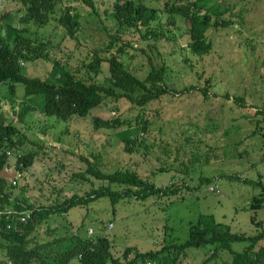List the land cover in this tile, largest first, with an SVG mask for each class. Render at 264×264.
Here are the masks:
<instances>
[{
  "label": "rangeland",
  "instance_id": "obj_1",
  "mask_svg": "<svg viewBox=\"0 0 264 264\" xmlns=\"http://www.w3.org/2000/svg\"><path fill=\"white\" fill-rule=\"evenodd\" d=\"M113 1L91 0L93 9L82 0L57 2L38 31L46 37L49 58L23 63L22 73L44 79L52 60L80 73L91 53L106 54L105 46L113 36L117 44L125 46L121 63L136 77L146 74L149 63L162 67L161 84L167 93L139 106L119 90L118 97L104 96L85 117L62 121L35 107L17 118L12 110L24 99L22 86L15 84L17 104L10 106L6 86L1 85L5 95L0 113L16 129L8 146L13 147L9 149L13 155L7 157V163L12 168L19 153L34 156L21 176L11 177L8 185L30 209H47L71 195L85 196L106 185L85 171L87 160L104 173L133 172L157 188L182 186L168 195L123 197L113 204L103 196L66 211L46 210L27 237V246L76 234L89 242L105 237L114 257L127 247L156 250L182 242L199 213L211 214L231 232L251 235L263 230L264 194L260 185L242 179L264 184V0H217L225 10L219 18L227 24L206 29L211 48L201 55L187 46L182 16L165 11L178 0H144L156 11V18L141 27L151 31L146 40L139 32L117 28L108 14ZM22 13L16 0H0L1 22L7 14L8 21L16 23ZM62 13L76 15L71 36L57 20ZM26 25L29 31L35 29L31 22ZM106 77L103 61L92 78L103 84ZM141 92L134 94L135 100ZM93 116L118 118L120 125L94 129ZM138 122L145 123L137 134L140 143L126 152L117 132ZM109 187L116 192L123 188L117 184ZM243 244L232 242L230 246L241 250ZM211 249L209 245L187 248L177 254L175 264H198ZM229 259L227 250H219L208 264H224ZM68 264H76L75 258Z\"/></svg>",
  "mask_w": 264,
  "mask_h": 264
},
{
  "label": "trees",
  "instance_id": "obj_2",
  "mask_svg": "<svg viewBox=\"0 0 264 264\" xmlns=\"http://www.w3.org/2000/svg\"><path fill=\"white\" fill-rule=\"evenodd\" d=\"M59 1L16 0L23 10L17 18L21 27H17V22L8 21L7 14L2 15L4 21L1 22L0 18V86H6L5 94L8 95L7 101L10 106L17 104L13 98L15 84L22 86L24 99L19 103L17 110H12L17 118H21L29 109L35 107L46 116L67 121L71 118L85 117L91 109L101 103L104 96L118 97L119 90L127 100L139 106L167 93L168 89L161 84L162 67L155 68L149 63L146 74L142 78L136 77L121 63L119 58L125 53V46L122 45L123 43L117 44L113 36L105 46L106 54L101 56L98 52L91 53L89 60L82 63L80 73H77L78 70L75 72L64 68L57 60H52L48 75L44 79L23 74V63L49 58L46 53L48 47L46 37L40 35L38 31L40 26L49 20ZM82 1L93 9L91 0ZM212 2L214 4H211ZM165 11L182 16L189 37L187 46L192 53L198 55L207 53L211 48L210 41L204 35L206 29L210 25L227 24L219 18L225 10L219 6L217 0H178L177 3L166 6ZM108 14L112 16L117 28L126 29L128 33L139 32L141 39L144 40L152 35L151 31L141 30V27H146L149 21L156 18L155 9L147 5L144 0H114ZM75 18L76 15L69 17L66 13L60 14L57 18L69 36L76 29ZM28 22L35 25L34 30L29 31L26 25ZM103 61L107 64V77L102 84L93 80L92 75L99 73ZM262 63L264 64V58ZM139 90L142 92L135 100L134 94ZM5 94L0 92V106ZM6 120L7 118L0 113V264H31L32 262L68 264L73 258L76 264H175L178 253H182L187 248L204 245L212 247L211 253L198 264H208L219 250H227L230 254V259L224 264H264V229L251 235L231 232L226 224L215 221L213 216L207 213L197 215L196 220L189 225L187 237L182 242L163 245L156 250L138 251L127 247L120 256L114 257L109 252V244L105 237L98 236L93 242H89L76 234L54 237L27 246V237L34 231L46 210L66 211L70 207L86 205L103 196L113 204L118 198L123 197L143 199L149 195H168L176 192L182 185L170 189L157 188L151 182L137 177L133 172L115 170L104 173L85 160V171L96 179L106 181V185L90 190L85 196L71 195L56 206L47 209L31 208L28 218L22 220L20 211L30 208L31 205L24 198L13 194L8 183L11 177L21 176V172L29 166L34 156L33 153L28 152L16 154L12 168L9 167L7 157L13 155L9 150L13 147L8 146L12 144L11 137L16 129L11 124V119ZM91 123L94 129H108L120 125L118 118L102 119L98 116H93ZM144 124L138 122L133 127L117 132L124 151L130 152L140 143L139 140L137 141V134L143 131ZM6 151H9L10 155H6ZM14 170L17 171V176ZM242 181L260 185L264 194V184L246 179ZM109 184L121 185L123 188L116 192L110 189ZM232 242L245 244L241 250H232L230 246Z\"/></svg>",
  "mask_w": 264,
  "mask_h": 264
},
{
  "label": "built area",
  "instance_id": "obj_3",
  "mask_svg": "<svg viewBox=\"0 0 264 264\" xmlns=\"http://www.w3.org/2000/svg\"><path fill=\"white\" fill-rule=\"evenodd\" d=\"M6 155H10L9 151H6ZM12 184H14V181H12ZM29 214H30V210H28V209L22 211L20 219L25 220L26 218H28Z\"/></svg>",
  "mask_w": 264,
  "mask_h": 264
},
{
  "label": "clouds",
  "instance_id": "obj_4",
  "mask_svg": "<svg viewBox=\"0 0 264 264\" xmlns=\"http://www.w3.org/2000/svg\"><path fill=\"white\" fill-rule=\"evenodd\" d=\"M14 171H15V175L17 176V175H18L17 171H16V170H14ZM21 173H22V172H21ZM14 183H15V181H14ZM26 209L30 210V208H26ZM26 209H24V210H26ZM24 210H23V211H24ZM21 212H22V211H20V214H21ZM29 215H30V214H29ZM8 263H9V262H8Z\"/></svg>",
  "mask_w": 264,
  "mask_h": 264
}]
</instances>
